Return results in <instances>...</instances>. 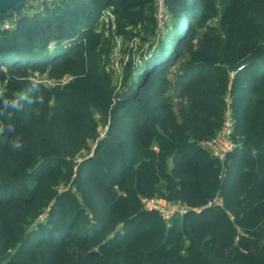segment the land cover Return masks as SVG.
Segmentation results:
<instances>
[{
    "label": "trees",
    "instance_id": "obj_1",
    "mask_svg": "<svg viewBox=\"0 0 264 264\" xmlns=\"http://www.w3.org/2000/svg\"><path fill=\"white\" fill-rule=\"evenodd\" d=\"M29 2L0 14V82L53 83L0 117L24 142L0 137V264H264V0H166L163 27L156 0ZM117 37L158 44L119 73Z\"/></svg>",
    "mask_w": 264,
    "mask_h": 264
},
{
    "label": "clouds",
    "instance_id": "obj_2",
    "mask_svg": "<svg viewBox=\"0 0 264 264\" xmlns=\"http://www.w3.org/2000/svg\"><path fill=\"white\" fill-rule=\"evenodd\" d=\"M27 87L17 90L12 93L11 96L7 94V89L0 88V117L7 115L9 120L12 119L13 115L17 112L24 110V106L31 105L33 103L44 105L45 100L43 94L37 97H33V93L40 92L43 86L41 80H37V76L32 75L27 77ZM36 118L41 116V109L38 108L34 111ZM5 131L8 133H14V126L9 123L7 126L0 120V137L8 143L9 147L14 151H20L24 148V142L22 137L15 135L11 138L5 136Z\"/></svg>",
    "mask_w": 264,
    "mask_h": 264
},
{
    "label": "built area",
    "instance_id": "obj_3",
    "mask_svg": "<svg viewBox=\"0 0 264 264\" xmlns=\"http://www.w3.org/2000/svg\"><path fill=\"white\" fill-rule=\"evenodd\" d=\"M31 1L33 0H30V2ZM156 4H157V17H158V22H159L158 24H159V27H163L165 25L166 16L168 14L166 0H156ZM99 23L106 25L107 27H110L111 25V28L113 29L115 28V15L113 13L112 7H108L103 10L100 16ZM13 26H14V23L6 22L2 28H12ZM116 39H117V44H120V40L118 41V37ZM233 126H234V119L231 114V111L228 110L226 112L222 134L219 137L215 138L212 142H210V145L212 149H214L215 154H218L222 157L226 150H230L234 147V144L229 139ZM223 141H226V148L224 150L218 149L216 146L217 145L216 143H222ZM146 201L147 200H145V204H146ZM158 201H159L158 199H154V198L150 199V202H153V204L152 206L147 207V208L158 209L166 220H169L172 217V215L179 210V208L177 210L169 209L168 207L162 206ZM186 210L187 208L183 206L181 207L179 212L184 213L186 212Z\"/></svg>",
    "mask_w": 264,
    "mask_h": 264
},
{
    "label": "rangeland",
    "instance_id": "obj_4",
    "mask_svg": "<svg viewBox=\"0 0 264 264\" xmlns=\"http://www.w3.org/2000/svg\"><path fill=\"white\" fill-rule=\"evenodd\" d=\"M42 1H44V0H33V1L29 2V4H31L33 6V9L32 10L30 9V12H33L36 10L39 11L42 6L37 7V5L41 4ZM119 40H120V44H117V48H115V50L113 52V58H112V60H113L112 64H114L115 70L119 73L122 72V65L131 56L130 55L131 54V52H130L131 48L133 49V52H134L135 61L140 62L142 57L146 58L148 56L145 53V50L147 49V47L150 44H155V45L158 44L157 39L150 38V39H146V40H141L139 37H137L136 39L126 40V44L123 46L122 45V39L120 37H118V41ZM35 76H37V79H41L45 82H48L49 84L53 83V81H50V79L47 78L46 75H41L40 73H36ZM118 76H120V75L118 74ZM117 79H120V77H117ZM119 85H120V83H119ZM0 88H3V82H0ZM216 144H217L216 146L218 149H222L223 143H216ZM224 149H225V147H224ZM152 204H153V202H150V199L146 201V207H150V206H152ZM168 208L172 209V210H177L178 208H179V210L181 209V207L174 206V205H170V207L168 206Z\"/></svg>",
    "mask_w": 264,
    "mask_h": 264
},
{
    "label": "water",
    "instance_id": "obj_5",
    "mask_svg": "<svg viewBox=\"0 0 264 264\" xmlns=\"http://www.w3.org/2000/svg\"><path fill=\"white\" fill-rule=\"evenodd\" d=\"M30 0H0V14L12 7H18Z\"/></svg>",
    "mask_w": 264,
    "mask_h": 264
},
{
    "label": "crops",
    "instance_id": "obj_6",
    "mask_svg": "<svg viewBox=\"0 0 264 264\" xmlns=\"http://www.w3.org/2000/svg\"><path fill=\"white\" fill-rule=\"evenodd\" d=\"M222 143H223L222 149L224 150V147L226 148V141H223ZM158 202L165 207H168V206L170 207V205L179 206V207L182 206V205H178V204H172V203H169V202H166L163 200H159Z\"/></svg>",
    "mask_w": 264,
    "mask_h": 264
},
{
    "label": "bare ground",
    "instance_id": "obj_7",
    "mask_svg": "<svg viewBox=\"0 0 264 264\" xmlns=\"http://www.w3.org/2000/svg\"><path fill=\"white\" fill-rule=\"evenodd\" d=\"M22 6V5H21ZM19 7V6H18Z\"/></svg>",
    "mask_w": 264,
    "mask_h": 264
}]
</instances>
